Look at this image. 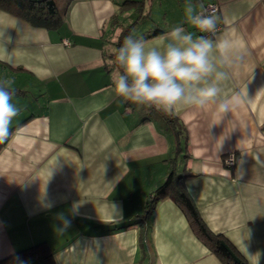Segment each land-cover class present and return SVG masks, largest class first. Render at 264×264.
Masks as SVG:
<instances>
[{
    "label": "crops",
    "instance_id": "crops-1",
    "mask_svg": "<svg viewBox=\"0 0 264 264\" xmlns=\"http://www.w3.org/2000/svg\"><path fill=\"white\" fill-rule=\"evenodd\" d=\"M125 1L70 0L53 29L0 8V55L10 57L0 81H12L20 108L0 143V260L43 243L53 264H225L170 197L140 226L150 193L173 171L207 228L246 264H264V0H192L218 4L221 28L208 36L235 48L218 64L221 97L177 104L174 126L111 85L120 34L153 44L173 26L191 30L188 0ZM35 256L10 264H41Z\"/></svg>",
    "mask_w": 264,
    "mask_h": 264
},
{
    "label": "clouds",
    "instance_id": "clouds-1",
    "mask_svg": "<svg viewBox=\"0 0 264 264\" xmlns=\"http://www.w3.org/2000/svg\"><path fill=\"white\" fill-rule=\"evenodd\" d=\"M184 24L173 26L157 43L149 44L143 37L126 36L115 50L118 70L112 76L114 94L137 105L170 111L177 104L205 105L221 97L220 82L227 78L219 65L231 62L235 48L231 38H209L215 35L218 17L207 15L188 0L184 7ZM10 57L0 55V60ZM15 90L11 80L0 81V143L11 134V124L20 108L14 103ZM231 101L221 99L219 108L229 110ZM260 161V155L255 157ZM244 157L240 160L243 171ZM230 175V173H227ZM63 220V231L70 221ZM250 255V254H249ZM260 256L254 261L259 264Z\"/></svg>",
    "mask_w": 264,
    "mask_h": 264
},
{
    "label": "trees",
    "instance_id": "trees-1",
    "mask_svg": "<svg viewBox=\"0 0 264 264\" xmlns=\"http://www.w3.org/2000/svg\"><path fill=\"white\" fill-rule=\"evenodd\" d=\"M129 3H134V0H126L123 2V4ZM0 8L35 26L53 29L63 23V16L60 14L54 0H0ZM160 33L161 30L155 29L148 37ZM126 35V31L122 32L117 42L121 43ZM151 108H153L164 121L170 122L173 126L176 124V119L171 111L161 110L156 107ZM176 133H179V131H176ZM167 197L172 198L176 203L182 206L199 237L211 247L225 264H246L243 258L235 253L233 246L222 237L221 234H214L207 228L195 208L193 201L185 191L182 177L176 176L173 171L168 174L161 185L150 193L147 201V210L140 219V223L144 221V218H148L152 214L158 201ZM144 224L145 222L141 223L140 226H144ZM25 254H36L35 257L41 264H53L51 253L43 243L18 252L13 256L14 258L2 259L0 260V264H10L13 261L23 258ZM38 254H40V256L37 257Z\"/></svg>",
    "mask_w": 264,
    "mask_h": 264
},
{
    "label": "built area",
    "instance_id": "built-area-1",
    "mask_svg": "<svg viewBox=\"0 0 264 264\" xmlns=\"http://www.w3.org/2000/svg\"><path fill=\"white\" fill-rule=\"evenodd\" d=\"M203 9L205 10V14L207 15H212V14H216L218 12V4L216 3H203ZM221 28L220 24H217V28H216V32ZM204 35H211L210 33H204ZM64 44H68L67 41H63ZM235 162V156L234 154H230L228 155L225 160L224 163L228 166L231 167L234 165Z\"/></svg>",
    "mask_w": 264,
    "mask_h": 264
},
{
    "label": "rangeland",
    "instance_id": "rangeland-1",
    "mask_svg": "<svg viewBox=\"0 0 264 264\" xmlns=\"http://www.w3.org/2000/svg\"><path fill=\"white\" fill-rule=\"evenodd\" d=\"M68 1H70V0H55L57 7L60 11L62 10V6L66 5V3ZM150 109H151V107L147 106V110H149L150 113L152 112V114L154 113V115H152V117L155 116V119L160 118L157 112L153 111V109H151V110ZM156 124H157L156 128L158 130H163V132L166 133L167 138L172 139V137H170V135H171L170 130L167 127H165V125L160 120H158V122Z\"/></svg>",
    "mask_w": 264,
    "mask_h": 264
},
{
    "label": "bare ground",
    "instance_id": "bare-ground-1",
    "mask_svg": "<svg viewBox=\"0 0 264 264\" xmlns=\"http://www.w3.org/2000/svg\"><path fill=\"white\" fill-rule=\"evenodd\" d=\"M209 3V2H208ZM210 3H212V2H210Z\"/></svg>",
    "mask_w": 264,
    "mask_h": 264
}]
</instances>
